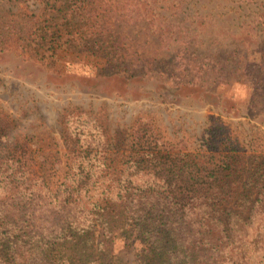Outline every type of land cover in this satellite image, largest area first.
<instances>
[{"label": "trees", "instance_id": "1", "mask_svg": "<svg viewBox=\"0 0 264 264\" xmlns=\"http://www.w3.org/2000/svg\"><path fill=\"white\" fill-rule=\"evenodd\" d=\"M43 1L42 19L0 16V42L31 53L46 44L52 57L56 44H72L113 77L127 61L152 69L153 57L122 44L121 0ZM73 114L61 121L68 161L51 187L25 124L0 110V264H128L116 243L133 248L138 264H264V163L246 168L224 123L209 124L199 157L139 116L125 137L108 138L99 118Z\"/></svg>", "mask_w": 264, "mask_h": 264}, {"label": "rangeland", "instance_id": "2", "mask_svg": "<svg viewBox=\"0 0 264 264\" xmlns=\"http://www.w3.org/2000/svg\"><path fill=\"white\" fill-rule=\"evenodd\" d=\"M117 4L122 44L129 53L153 57L150 71L127 61L122 77H113L102 58L94 56L97 68L85 64L72 44H56L52 57L46 44L31 53L0 42V110L25 124L36 148L35 168L46 183L54 187L65 173L61 121L69 113L99 118L108 138L126 136L139 116L163 138L199 157L206 154L209 124L218 120L236 136L246 168L263 164L264 103L257 86L264 87V0ZM43 6V0H0V16L42 19ZM125 12H132L133 19ZM99 232L96 227L93 235ZM114 249L128 264H138L133 248L116 243Z\"/></svg>", "mask_w": 264, "mask_h": 264}]
</instances>
